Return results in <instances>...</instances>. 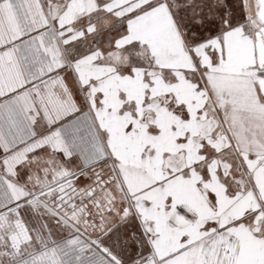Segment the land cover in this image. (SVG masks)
<instances>
[{
	"label": "snow or ice",
	"instance_id": "obj_1",
	"mask_svg": "<svg viewBox=\"0 0 264 264\" xmlns=\"http://www.w3.org/2000/svg\"><path fill=\"white\" fill-rule=\"evenodd\" d=\"M0 264H264V0H0Z\"/></svg>",
	"mask_w": 264,
	"mask_h": 264
}]
</instances>
